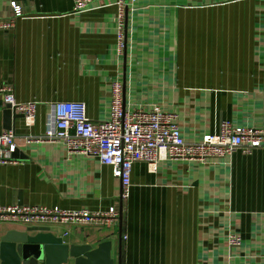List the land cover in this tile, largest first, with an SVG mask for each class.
Segmentation results:
<instances>
[{
    "label": "crops",
    "instance_id": "crops-1",
    "mask_svg": "<svg viewBox=\"0 0 264 264\" xmlns=\"http://www.w3.org/2000/svg\"><path fill=\"white\" fill-rule=\"evenodd\" d=\"M108 4L74 12L71 0H0V20L12 23L0 29V86L36 101L28 125L0 98V132L13 129L16 146L0 163V204L119 212L122 186L109 166L43 137L55 101H83L91 119H105L116 79L124 108L161 105L186 142L222 120L264 127V0H136L123 10L120 56L118 8ZM130 181L121 221L47 230L73 245L110 241L114 264H264V148L169 159L153 173L137 162ZM26 227L0 222V235Z\"/></svg>",
    "mask_w": 264,
    "mask_h": 264
},
{
    "label": "built area",
    "instance_id": "built-area-1",
    "mask_svg": "<svg viewBox=\"0 0 264 264\" xmlns=\"http://www.w3.org/2000/svg\"><path fill=\"white\" fill-rule=\"evenodd\" d=\"M74 12L95 8L100 0H71ZM108 5L118 8L116 26V55L120 56L125 47L123 10L136 0H110ZM15 15L21 7L11 3ZM11 22L0 20V29H8ZM0 98L16 113H20L28 125L34 122L36 101L19 102L8 85L0 86ZM123 90L119 80L111 83V97L107 117L93 120L86 112V105L80 100L55 101L52 104V124L43 137L58 142L68 152L96 158L100 164L111 168L112 176L119 179L126 197L131 185L130 175L134 163H144L150 172L169 159H190L203 163L226 159L237 149L249 152L264 148V127L237 125L222 120L219 129L208 133L198 142H186L183 138L176 115L159 104L148 108L123 107ZM15 131L4 129L0 132V163L11 162L15 151ZM118 212L114 207L107 211L91 212L86 209H63L58 206L27 204H0V222H16L29 226H67L90 223L96 220L114 221ZM229 242L238 246L240 239L231 236ZM264 259V254H263ZM1 264V263H0ZM73 264V263H63Z\"/></svg>",
    "mask_w": 264,
    "mask_h": 264
},
{
    "label": "water",
    "instance_id": "water-1",
    "mask_svg": "<svg viewBox=\"0 0 264 264\" xmlns=\"http://www.w3.org/2000/svg\"><path fill=\"white\" fill-rule=\"evenodd\" d=\"M6 113L12 119L22 117L8 105ZM119 197L118 219L121 221V193ZM110 252V241H103L94 248L89 244H68L62 236L47 230L46 226L26 227L22 231L8 230L0 235L1 264H63L69 258L73 264H114Z\"/></svg>",
    "mask_w": 264,
    "mask_h": 264
}]
</instances>
